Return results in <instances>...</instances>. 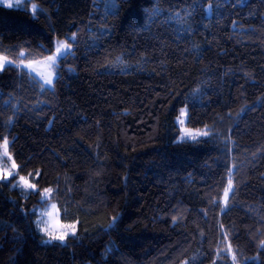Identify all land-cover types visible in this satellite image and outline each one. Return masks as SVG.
<instances>
[{"label": "trees", "instance_id": "obj_1", "mask_svg": "<svg viewBox=\"0 0 264 264\" xmlns=\"http://www.w3.org/2000/svg\"><path fill=\"white\" fill-rule=\"evenodd\" d=\"M28 2L42 11L0 5V54L76 39L51 88L0 71L19 166L0 181V264H264V0ZM181 108L209 135L179 139ZM30 173L38 191L13 186ZM45 188L77 223L63 243L37 229Z\"/></svg>", "mask_w": 264, "mask_h": 264}, {"label": "snow or ice", "instance_id": "obj_2", "mask_svg": "<svg viewBox=\"0 0 264 264\" xmlns=\"http://www.w3.org/2000/svg\"><path fill=\"white\" fill-rule=\"evenodd\" d=\"M26 4L28 3V0H0V5L6 6L8 8H13V7H20L21 4ZM38 11H42L39 9V6L37 4H32V12L35 15ZM154 12L158 11V9H154ZM208 11H211V7H209ZM76 39V33H73L70 38H66L63 40H58L55 45V52L50 55L45 57V59L39 63H42L46 65L48 71L46 73H38L40 79L43 81V83L40 85L41 89L43 90L45 86L52 87L54 85V80L57 77V62L61 60L62 58L66 57L67 55L72 53V43L69 42V40L74 41ZM21 56H24L25 54L23 52L20 53ZM37 63L34 61H30L29 63L25 64L23 60L20 61L19 64L15 65L16 68L19 69H28L29 72L34 71L35 69L33 68V64ZM13 64L12 61H10L6 56H0V71L5 70L6 68L10 67ZM71 71V69H70ZM186 116L187 112L185 108L180 109V116L177 117L179 123L181 125L185 124L186 122ZM11 122V121H9ZM182 133L190 137L191 139L195 140L196 135H193L191 130L182 128L181 129ZM197 135H203V136H208L209 133L207 131L204 132H198ZM8 146H9V141L5 137L3 140V144L0 145V148L3 149V155L7 156L9 160H12V157L9 155L8 152ZM18 168L19 166L15 163V161H12L11 169H6V168H0V181H9L10 178L17 176L18 173ZM31 173L29 174V177H31ZM40 175L39 172L36 173V176L38 177ZM14 187L16 186H21L23 187L26 191H31V192H36L38 191L37 184L30 182L29 178H26L25 176H19V180L17 184L13 185ZM54 190L51 188H45L43 189V192L41 193V199L44 200L46 198H49L50 195L52 194ZM233 191V183L232 180L229 179L228 181V186L224 188V204L225 207H227V201L229 199V194L230 192ZM52 209L56 208L55 204L51 205ZM52 216L53 213L51 212H44L41 213V216ZM119 218V214L116 216L112 217V223L114 224ZM176 217H173V221H175ZM41 223H47L44 221H41L38 223V228L39 230L44 233V235L47 237V240L45 242H50L51 240H58L60 242H64L66 238L71 235L75 236L76 235V229H77V223H71V224H59L57 221L58 227L54 231H50L47 226L41 227ZM112 225H109L111 227ZM223 227V225H221ZM227 239V237H225ZM261 246L264 247V241H261ZM112 249H107L106 250V255L111 252ZM228 251L231 252V245L228 247ZM233 261L235 264V257H233Z\"/></svg>", "mask_w": 264, "mask_h": 264}, {"label": "rangeland", "instance_id": "obj_3", "mask_svg": "<svg viewBox=\"0 0 264 264\" xmlns=\"http://www.w3.org/2000/svg\"><path fill=\"white\" fill-rule=\"evenodd\" d=\"M37 4L36 2H28L27 6L30 10H32V4ZM24 4L22 3L21 6H23ZM38 5V4H37ZM39 6V5H38ZM59 40H63V39H59ZM58 41V40H57ZM56 41V42H57ZM55 52V49L54 51L49 54L48 56L52 55L53 53ZM0 56H6V55H3V54H0ZM10 61L13 62V64L17 65L20 63L21 60H23V62L25 64L29 63L30 61H34V62H37V63H34L33 64V68L35 69L34 71H31L29 72L28 69H24L25 71H27L28 73L32 74L33 76H35L41 83H43V81L40 79L38 73H46L48 71L46 65L42 64V63H39L41 61H43L45 59L44 58H40V59H37V60H25V59H21V60H18V61H14L12 58L6 56ZM47 57V56H46ZM58 64V62H57ZM57 69V68H56ZM45 87H48V86H45ZM53 87V86H52ZM51 88V87H49ZM178 116H180V112L178 114ZM177 116V117H178ZM177 117L175 118V122H176V125L179 129V139H184V138H188V139H191L190 137H188L187 135H185L184 133H182L181 129L182 128H185V129H188V130H191L192 134L193 135H196V138L199 137V136H202V135H197L198 132H204L205 130L204 129H200V128H192V127H188L186 126V123L181 125L177 119ZM3 144V141L0 142V145ZM8 152H9V155L12 157V160H9L7 156H4L3 155V149L0 148V168H6V169H11V165H12V161L14 160V157L12 155V153L10 152L9 150V146H8ZM15 161V160H14ZM16 163V162H15ZM20 176H25L26 178H29L30 182H34V180L29 177V175H20ZM19 180V176L16 178L14 184H17ZM19 188H21L22 190L26 191L23 187L21 186H17ZM38 188V187H37ZM43 192V190L41 191V193ZM40 200L41 199V194H40ZM43 202H40L38 203V206H37V211H38V217L36 218V225H38V223H40L41 221H44V222H47L46 224L45 223H41L40 226L41 227H45L47 226L49 228L50 231H54L57 229L58 227V224H57V221L59 222V224H71V223H76V221H65V220H62L61 219V216H60V209H59V206H58V203L55 199H53L50 195L49 198H46L44 200H42ZM52 204H55L56 205V208L55 209H52L51 208V205ZM44 212H51L53 213L52 216H47V215H44V216H41V213H44ZM37 229L39 230L38 226H37ZM77 230V229H76ZM40 233H42L40 230H39ZM44 234V233H42ZM45 239H47V237L45 236Z\"/></svg>", "mask_w": 264, "mask_h": 264}]
</instances>
